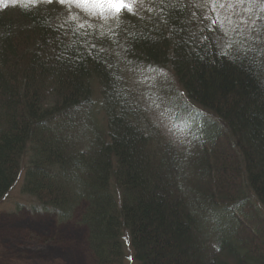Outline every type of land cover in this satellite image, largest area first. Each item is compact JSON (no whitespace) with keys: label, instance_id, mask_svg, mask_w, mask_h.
Returning a JSON list of instances; mask_svg holds the SVG:
<instances>
[{"label":"trees","instance_id":"1","mask_svg":"<svg viewBox=\"0 0 264 264\" xmlns=\"http://www.w3.org/2000/svg\"><path fill=\"white\" fill-rule=\"evenodd\" d=\"M206 1L143 0L106 26L60 0L0 2V201L27 162L35 212L78 218L95 264H264V28L241 59L214 35L228 4ZM126 70L162 78L146 105L181 142L148 124Z\"/></svg>","mask_w":264,"mask_h":264},{"label":"rangeland","instance_id":"2","mask_svg":"<svg viewBox=\"0 0 264 264\" xmlns=\"http://www.w3.org/2000/svg\"><path fill=\"white\" fill-rule=\"evenodd\" d=\"M28 0H0V2L6 3H19ZM66 7H73L80 12L86 13L87 16L98 23V25L106 26L111 25L114 22L115 4L119 3V0H110L109 3H105L104 0H60ZM207 5L224 3L228 4L232 0H207ZM258 6L254 9V15L252 20L257 19L258 16H262L264 11L260 10ZM245 7L247 5L245 4ZM235 9V8H234ZM227 14V13H226ZM226 14H219L220 17ZM247 15V14H245ZM218 18V15L216 16ZM213 19V18H212ZM233 21L239 19L238 16L232 15ZM216 33L214 34L223 37L222 41L228 43L229 37L225 36V28L221 27V21L214 25ZM232 39H235L232 37ZM225 45V44H224ZM226 46V45H225ZM225 49V47L223 46ZM164 74L166 82L173 84L172 92L177 93L181 98L179 103L183 105H189L185 100L184 93L181 92L178 83L173 78V73L167 70H161ZM128 77V90L132 94H139L142 100H137L136 105L141 109L143 114H148V117L144 115L148 124L152 127L154 125L159 127V135L163 141L168 143L178 144L182 141L174 129L162 122V108L152 109L147 107V99L143 90L149 89V93L158 92V89H162V78H158V75L154 74L152 70L144 74H131L126 70ZM151 73V74H148ZM139 92V93H138ZM99 92L97 91L94 96L99 98ZM159 95V94H155ZM166 98L162 96L160 105L166 104ZM97 112L102 116L103 110L100 107H96ZM196 109H193L195 112ZM207 112V113H206ZM196 112L195 117L202 116V114H208L212 118L215 117L208 111ZM206 119V118H205ZM193 124L199 125V120L194 119ZM207 130V128L205 127ZM29 153V152H28ZM30 153L27 155V157ZM28 167L27 162L24 163L22 172L18 178V181L13 185L11 190L0 201V264H95L89 249L87 247V234L88 230L85 226L80 225L76 220H70L66 223H58L57 219L48 213L35 212L36 199L29 195L24 194L22 190V181L24 179V173ZM80 212V210H79ZM79 212L77 217H79ZM264 215V214H263ZM136 262L129 259L126 264H135Z\"/></svg>","mask_w":264,"mask_h":264},{"label":"snow or ice","instance_id":"3","mask_svg":"<svg viewBox=\"0 0 264 264\" xmlns=\"http://www.w3.org/2000/svg\"><path fill=\"white\" fill-rule=\"evenodd\" d=\"M51 2V0H49ZM107 4L110 0H104ZM259 0H232V2L228 3L227 8L225 9L224 3L214 4L213 11L216 8L225 9L227 13L223 17L218 15V19L221 21V27L225 28V36L229 37L227 46L233 49V54L241 59L247 58L248 53H255L258 50L253 47L254 43H257V37L252 33H259L262 28H264V24L256 25L255 20H251L252 16L255 14L254 9L257 8ZM137 4L143 7V0H119V3L115 4L114 11L116 13H127L128 15H136L137 12ZM247 4V7L244 5ZM178 4L174 3L173 0H168L165 3V0H159L157 4V8L163 12L166 8H177ZM260 10L264 11V4H259ZM236 9L233 12V9ZM147 11L152 12L153 9L149 7ZM247 14V15H245ZM232 15H236L239 17L236 21H233ZM257 19L264 20V17H260L257 15ZM216 21H213L215 24ZM235 37V39H232ZM228 53H225L227 55Z\"/></svg>","mask_w":264,"mask_h":264}]
</instances>
